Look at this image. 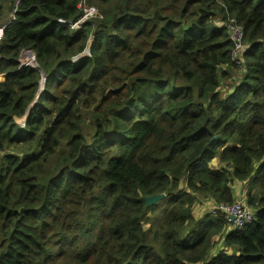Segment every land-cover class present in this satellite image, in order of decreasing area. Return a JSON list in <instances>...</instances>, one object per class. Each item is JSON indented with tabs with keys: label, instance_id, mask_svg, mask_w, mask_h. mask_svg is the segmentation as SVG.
<instances>
[{
	"label": "trees",
	"instance_id": "16d2710c",
	"mask_svg": "<svg viewBox=\"0 0 264 264\" xmlns=\"http://www.w3.org/2000/svg\"><path fill=\"white\" fill-rule=\"evenodd\" d=\"M15 1L0 0V264H264V0H87L98 14L75 30L58 20L81 0ZM239 183L252 223L195 216Z\"/></svg>",
	"mask_w": 264,
	"mask_h": 264
},
{
	"label": "built area",
	"instance_id": "2783aa9c",
	"mask_svg": "<svg viewBox=\"0 0 264 264\" xmlns=\"http://www.w3.org/2000/svg\"><path fill=\"white\" fill-rule=\"evenodd\" d=\"M16 4L19 2V0L15 1ZM78 8L82 12V17L74 22H65L64 20H58L60 24H64L68 26L71 30L80 29L89 18H92L98 14L97 10L93 7H90L87 5V0H81L78 4ZM228 32L235 43V51L242 50V42H243V29L242 27H239L235 24L228 25ZM3 36V28L0 27V40ZM236 55V54H234ZM23 58H25L24 61H19L20 69H36L37 65L35 63V57L34 55L28 56L26 52H23ZM236 57V56H235ZM239 64L238 62H236ZM4 76L3 73H0V82L2 80V77ZM23 126V123L21 124ZM212 213L213 216H221L225 218L228 223L230 224V228L233 230H240L246 225L252 223L255 220L254 212L249 208L246 202L245 196H242L238 198V200H235L231 204H219L215 207H212ZM212 215V214H211ZM229 216H231L233 219L230 220Z\"/></svg>",
	"mask_w": 264,
	"mask_h": 264
},
{
	"label": "rangeland",
	"instance_id": "374dc122",
	"mask_svg": "<svg viewBox=\"0 0 264 264\" xmlns=\"http://www.w3.org/2000/svg\"><path fill=\"white\" fill-rule=\"evenodd\" d=\"M23 56V53H22V55L20 56V59H21V61H24L25 60V58H23L22 57ZM238 57V55L236 56V58ZM211 166V168L213 167L212 166V164L210 165ZM209 166V167H210ZM245 190H247V189H245ZM212 207H215V204L213 203V202H207V201H202L201 202V204L200 205H198L196 208H195V211H194V213H195V216L196 217H198V218H202V217H204V216H206V215H211V216H213V213H212V210L213 209H211ZM161 208L162 207H159V205L158 206H156V210H155V212H159L160 210H161ZM151 214V213H150ZM153 216V215H152ZM149 225H147V227H148ZM216 241H217V244H221L220 243V239H218V238H216L215 239ZM219 246V245H218Z\"/></svg>",
	"mask_w": 264,
	"mask_h": 264
},
{
	"label": "water",
	"instance_id": "95a60500",
	"mask_svg": "<svg viewBox=\"0 0 264 264\" xmlns=\"http://www.w3.org/2000/svg\"><path fill=\"white\" fill-rule=\"evenodd\" d=\"M26 53H27L28 56L32 55V52H30V51H26ZM88 55H89V46L85 50V53H84L83 57L84 56H88ZM78 59L79 58H76V60H78ZM44 81H45V75L42 74L41 75V81H40V88L38 90V93H40L43 90ZM34 102H36V98H35ZM21 121L24 122V120H21ZM164 197H165L164 194H160V195H156V196H152V197H147V198H145V204H146L147 207L150 206V205H154L158 201L162 200ZM229 219L232 220L233 218L231 216H229Z\"/></svg>",
	"mask_w": 264,
	"mask_h": 264
},
{
	"label": "crops",
	"instance_id": "0c3cea01",
	"mask_svg": "<svg viewBox=\"0 0 264 264\" xmlns=\"http://www.w3.org/2000/svg\"><path fill=\"white\" fill-rule=\"evenodd\" d=\"M212 166L215 167L216 166V163L215 161H213L212 163ZM211 167V166H210ZM246 184H242V183H239V184H236L235 186V190H236V200H238L239 197L242 198V196H244L245 192H246ZM245 191V192H244ZM242 192V193H241Z\"/></svg>",
	"mask_w": 264,
	"mask_h": 264
}]
</instances>
